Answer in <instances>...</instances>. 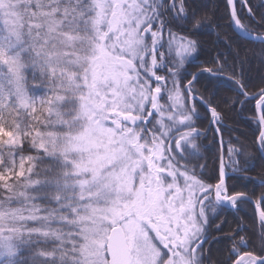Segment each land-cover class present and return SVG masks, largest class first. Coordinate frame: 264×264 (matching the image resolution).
<instances>
[{"label": "snow or ice", "instance_id": "6c2138e0", "mask_svg": "<svg viewBox=\"0 0 264 264\" xmlns=\"http://www.w3.org/2000/svg\"><path fill=\"white\" fill-rule=\"evenodd\" d=\"M0 264H264V0H0Z\"/></svg>", "mask_w": 264, "mask_h": 264}, {"label": "trees", "instance_id": "16d2710c", "mask_svg": "<svg viewBox=\"0 0 264 264\" xmlns=\"http://www.w3.org/2000/svg\"><path fill=\"white\" fill-rule=\"evenodd\" d=\"M231 123H232V121H229V124H231ZM239 127H240L241 131H245L248 133V135H251V129L249 127H247L244 124H241ZM252 127H254V126H252ZM235 134H238V133H235Z\"/></svg>", "mask_w": 264, "mask_h": 264}]
</instances>
